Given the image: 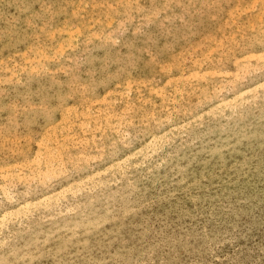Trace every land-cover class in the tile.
<instances>
[{"label": "rangeland", "instance_id": "374dc122", "mask_svg": "<svg viewBox=\"0 0 264 264\" xmlns=\"http://www.w3.org/2000/svg\"><path fill=\"white\" fill-rule=\"evenodd\" d=\"M0 220V264H264V0H0Z\"/></svg>", "mask_w": 264, "mask_h": 264}, {"label": "bare ground", "instance_id": "6f19581e", "mask_svg": "<svg viewBox=\"0 0 264 264\" xmlns=\"http://www.w3.org/2000/svg\"><path fill=\"white\" fill-rule=\"evenodd\" d=\"M27 207H28V206H27ZM19 209H20V208H19ZM25 209H26V208H25ZM20 210H21V209H20ZM22 210H23V209H22ZM9 211H10V210H9ZM12 214H13V213H12ZM5 215H6V214H5ZM9 217H10V215H9ZM9 217H8V218H9ZM11 217H12V216H11ZM1 218H3V217H1ZM8 218H7V219H8ZM0 221H1V220H0ZM1 225H2V224H1Z\"/></svg>", "mask_w": 264, "mask_h": 264}]
</instances>
